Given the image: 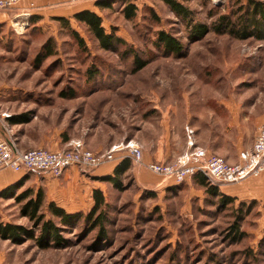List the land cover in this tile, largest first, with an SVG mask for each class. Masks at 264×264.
<instances>
[{
	"label": "rangeland",
	"instance_id": "1",
	"mask_svg": "<svg viewBox=\"0 0 264 264\" xmlns=\"http://www.w3.org/2000/svg\"><path fill=\"white\" fill-rule=\"evenodd\" d=\"M123 1L97 7L106 31L114 30L125 40L118 51L102 48L73 16L70 25L86 48L55 16L32 9L0 23L2 138L23 149L53 150L80 140L91 149L102 147L98 153L132 142L141 147L142 157L146 142L152 155L178 153L160 160L172 165L193 141L208 153L239 162L264 117V41L213 30L196 39L191 25L210 27L219 15L248 0H178L192 11L191 25L162 0H131L137 14L128 19ZM20 4L12 8L23 9ZM159 31L176 37L180 51L166 50L157 40ZM128 47L133 54L125 53ZM49 48L53 54L47 56ZM136 53L146 65L134 72ZM90 68L93 74L98 71L95 76H90ZM128 153H117L123 156L120 162H132L118 186L99 181L108 203L103 228L84 217L76 225L61 224L47 208L56 197L55 186L40 176H24L13 184L0 196V221L25 227L34 238L23 235L18 242L7 241L13 249L7 263L264 264V189L248 194L254 197L245 199L243 208L238 197L224 204L197 174L175 182L147 168V183L140 181L138 163ZM80 172L91 185V178ZM205 179L222 192L220 185ZM37 187L45 194L43 220L60 229L61 239L56 244L49 240L46 247L37 242L36 221L23 210L28 198L22 192L30 190L33 197ZM90 188L80 195L81 209L70 213L85 215L92 209ZM234 225L241 232L237 238Z\"/></svg>",
	"mask_w": 264,
	"mask_h": 264
},
{
	"label": "trees",
	"instance_id": "2",
	"mask_svg": "<svg viewBox=\"0 0 264 264\" xmlns=\"http://www.w3.org/2000/svg\"><path fill=\"white\" fill-rule=\"evenodd\" d=\"M164 1L172 11L176 14L183 17L185 20H189V24H192L193 16L192 11L185 5H183L178 0H162ZM115 0H97L96 5L101 10L107 7L112 6V3ZM124 6L122 11L126 18H134L137 14V5L131 0H124ZM73 18L83 23L86 28L92 33L96 39L99 41V44L102 48L107 50L118 51V47L125 44V40L116 35L114 30L110 32L106 31L102 23L101 15L92 10L84 9L74 13ZM62 26L66 27L70 35L77 40L80 46L86 48L84 40L79 37L76 30H74L70 25V19L67 17H55ZM191 36L194 38H199L206 34L209 30H213L219 34H228L236 39H247V38H256L257 40L264 41V1L262 0H248L245 4L240 5L237 10L230 13L221 14L217 17L215 21L212 22L211 26L200 22H196L191 25ZM158 42L165 47L166 50H169L172 53L180 51L182 47L179 40L173 35L166 33L165 31H159L157 35ZM133 48L128 47L125 49V53L133 54ZM49 55L53 54L51 48L47 50ZM134 61V72L142 69L146 65V61H142L138 54L136 53L133 57ZM92 72V69H89V73ZM98 71L91 73V77L95 76ZM70 96H74L73 92L68 93ZM63 96L67 94L63 93ZM13 121V118H10ZM132 165V162L129 158H124L115 168L114 174L103 177V180L114 181L115 186H118L119 176L128 170ZM201 184L206 187V190L211 194L218 196L219 201L224 204H233L236 201V197L225 194L219 190V187L209 184V182L203 176L198 178ZM11 188V187H10ZM25 194L24 199L28 198L26 204L23 205V210L25 215H28L31 220L36 221V226L40 228V235L37 238V242L42 246L46 247L51 244L49 240H53L52 244H56V241L61 239L59 234V227L56 226L52 221H45L44 213L41 212L42 208L45 205V194L42 189H39L35 196L30 197V190L22 192ZM94 204L92 209L85 215L82 213H69L64 208L58 206L54 201L47 203V208L49 212L60 219L61 224L70 225L73 222L76 225L77 221L82 217L88 222L92 223L93 226H99L103 228L107 222V211H105V206H108L106 198L102 189L96 188L93 191ZM240 207L243 208L246 205L245 200H240ZM105 208V209H103ZM234 234L233 238H237L239 232V227L234 225ZM104 233V232H103ZM23 235L28 236L29 238H34L32 231H28L25 227L20 225L3 223L0 221V237L3 239H8L15 242H18Z\"/></svg>",
	"mask_w": 264,
	"mask_h": 264
},
{
	"label": "built area",
	"instance_id": "3",
	"mask_svg": "<svg viewBox=\"0 0 264 264\" xmlns=\"http://www.w3.org/2000/svg\"><path fill=\"white\" fill-rule=\"evenodd\" d=\"M23 1H29L31 7L34 6V0H0V10L12 8ZM189 146L191 149L175 165L147 163L146 167L175 182L197 174L220 186L257 177L264 172V122L258 127L252 147L240 152L237 163H231L221 155L208 153L205 148L195 146L193 141H189ZM123 150H128V155L137 163L142 161L141 147L132 142L98 153L87 148L80 140L72 141L67 148L53 150L44 147L22 149L6 138H0V169L11 168L16 172L33 170L59 177L73 166L86 172L93 171L107 162L123 158L117 154Z\"/></svg>",
	"mask_w": 264,
	"mask_h": 264
},
{
	"label": "crops",
	"instance_id": "4",
	"mask_svg": "<svg viewBox=\"0 0 264 264\" xmlns=\"http://www.w3.org/2000/svg\"><path fill=\"white\" fill-rule=\"evenodd\" d=\"M96 1L97 0H34L33 7H31L29 1H23L22 4H20V6L24 7L23 9L15 10L16 8H12V9L0 10V23L4 21H9L11 17L13 16L17 17L18 14H22L24 12L23 10H28V9H32L33 10L32 12L35 13H40L55 17H67V18L73 16L74 13L84 9L97 12L98 8L96 5ZM13 10H15L16 13H12ZM263 122H264V117L260 121L259 126ZM2 137L3 136L0 134V138ZM143 146H144L143 148L144 151H143L142 161L135 166L138 168L139 171V180L147 183V167H146L147 163H161V161L165 160V158L174 159V157L177 156L178 153L177 155L169 154V152L166 153V155L164 156L158 153L152 155L151 152L147 151L146 142H144ZM91 150L94 152H100L103 151V148L93 147V149ZM119 163H120L119 160L107 162L101 165L100 167H98L97 169L93 170L92 172L90 171L86 172L80 169L79 167L73 166L65 170L63 176L60 179L36 171L16 172L11 168H2L0 169V196L7 194L10 191L9 190L10 187L13 184L17 183V181L23 178L24 176H29V177L32 176L35 177L36 179L39 178L38 176H40L42 178L41 180L44 181L46 185L55 186L56 197H51V201H55L58 206L64 208L67 212L70 213L71 211L73 213L74 211H76L75 208L81 209L83 203V197L80 195H82V191L85 192V189L90 186L91 187L90 189L92 190L91 194L93 196L94 189L96 188L101 189V186L99 185V181H103L102 180L103 177L113 175L115 168ZM80 171L86 173L87 176L91 178V181L93 182L91 183V185L86 184L87 180ZM61 179L62 182L60 183L59 181ZM151 180L153 179L151 178ZM27 181L28 179L26 178V182ZM40 188L41 187H37L36 190L38 191ZM220 188L222 192L232 197H236V198L238 197L240 198V200L249 199L254 196L248 194H254L255 191L264 189V172L258 177H248L245 180L238 183L221 185ZM7 241L9 240L0 237V264H9L7 263V258H8L7 255L9 251L11 252L13 251V249L9 247Z\"/></svg>",
	"mask_w": 264,
	"mask_h": 264
},
{
	"label": "bare ground",
	"instance_id": "5",
	"mask_svg": "<svg viewBox=\"0 0 264 264\" xmlns=\"http://www.w3.org/2000/svg\"><path fill=\"white\" fill-rule=\"evenodd\" d=\"M116 148V147H115Z\"/></svg>",
	"mask_w": 264,
	"mask_h": 264
}]
</instances>
